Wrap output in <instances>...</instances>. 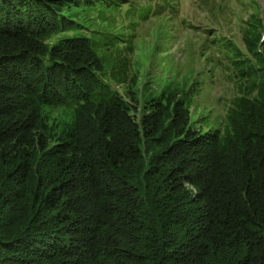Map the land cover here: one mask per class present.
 <instances>
[{
  "label": "trees",
  "instance_id": "16d2710c",
  "mask_svg": "<svg viewBox=\"0 0 264 264\" xmlns=\"http://www.w3.org/2000/svg\"><path fill=\"white\" fill-rule=\"evenodd\" d=\"M191 1L0 0V264H264V13ZM137 16L167 27L135 61ZM192 33L155 86L142 61ZM204 57L235 88L211 115Z\"/></svg>",
  "mask_w": 264,
  "mask_h": 264
},
{
  "label": "rangeland",
  "instance_id": "374dc122",
  "mask_svg": "<svg viewBox=\"0 0 264 264\" xmlns=\"http://www.w3.org/2000/svg\"><path fill=\"white\" fill-rule=\"evenodd\" d=\"M221 1L222 0H211V3L215 2L220 4ZM199 2V0H192L190 4L187 2L186 5H189L186 7L185 12L183 13L189 18L190 21H193L194 23H197V21L201 22L202 20L209 18V16H207V11L202 10L201 6H198ZM259 2L264 13V0H260ZM245 17L246 16L244 15V18ZM239 25H241V22L239 19H237L236 14H234V12H230L228 24H226L224 29L222 28L223 34L225 36H232L237 42H241V37L239 35ZM166 27L167 22L165 20L158 19L156 17H152L149 20H144L142 17L137 16L135 19H119L114 35L118 36V38L123 42H129V40L133 41L134 35L137 36L136 40L133 42L136 45L134 51L135 53L132 55V57L136 55V61V59L143 57L151 50V48H153V46H155L156 40L158 38L157 31H159V29L160 31L165 30ZM201 28H203L201 31L210 29L207 26H202ZM190 36L191 38L187 35L183 37V34H180L177 44L171 45L172 51L170 54H173V56L168 55V58H166L160 64L154 63L150 65L148 62L142 61L143 70H148L150 72L149 77L151 76V80L155 86L160 82L162 83L166 77H172V75L177 71V66H179V69L182 70V65L187 62L186 54L182 52V48L187 51L189 50V45L193 41L192 38L197 41L199 40V38H197L194 33H192ZM165 47L168 49L167 46ZM213 66V63L205 57L199 63L197 62L194 65L197 76L200 74V77L203 81V93L199 99L200 103H197V108L199 112H203V115H211V109H206L205 106H217V99L223 92H225L226 97H229V99L235 94V88L233 84L228 78L222 76L221 68H218V71L220 72L219 74L221 76H218V78L217 76H213ZM189 68L190 65L188 63V72ZM144 71L143 73H145ZM141 77L143 79L141 82L144 83L146 81V77L144 74H141ZM218 111H220L221 114L224 113L220 107Z\"/></svg>",
  "mask_w": 264,
  "mask_h": 264
}]
</instances>
